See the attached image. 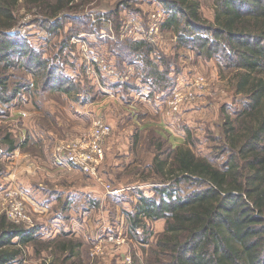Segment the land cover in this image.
Listing matches in <instances>:
<instances>
[{"label":"rangeland","instance_id":"obj_1","mask_svg":"<svg viewBox=\"0 0 264 264\" xmlns=\"http://www.w3.org/2000/svg\"><path fill=\"white\" fill-rule=\"evenodd\" d=\"M199 2L202 15L212 20L214 0ZM162 9L153 0H92L63 11L67 18L51 30V24L39 21L43 17L36 9H19L17 42L47 59L56 80L40 88L44 77L22 68L20 54L6 71L9 87L19 90L10 101L0 102V216L13 221L8 212L21 202L30 220L18 224L31 237L25 246H17L20 255L9 264L153 263L151 252L164 220H147L145 228L133 231L128 214L140 195L158 198L156 189L168 184L152 167L156 144L162 143L161 158L188 145L216 167L226 161L221 144L225 116L234 117L244 101L233 85L238 69L228 67L221 52L208 59L195 43L180 44L179 36L164 28L168 15ZM158 12L161 17H153ZM138 42L143 43L141 51L134 48ZM32 69L41 71L37 65ZM146 72L161 82L155 87L145 83ZM67 84L74 85L70 94L61 91ZM110 112L122 119L104 141L102 181L59 167L63 184L56 180L46 187V180L38 177L21 184L6 180L14 154L7 142L13 141L19 152L38 154L48 137L54 160L58 144L84 135L95 119L109 124ZM110 137L116 144L110 140L111 148ZM198 188L197 182L186 181L178 193ZM9 189L19 192L17 199H4ZM25 193L30 194L27 201L21 198Z\"/></svg>","mask_w":264,"mask_h":264},{"label":"trees","instance_id":"obj_2","mask_svg":"<svg viewBox=\"0 0 264 264\" xmlns=\"http://www.w3.org/2000/svg\"><path fill=\"white\" fill-rule=\"evenodd\" d=\"M91 1L0 0V102L10 101L19 90L9 87L6 76L18 54L22 68L44 77L40 88L56 80L47 59L17 42L19 9H36L43 17L39 21L51 24V30L67 18L63 11ZM153 1L168 15L163 26L179 36L180 44L195 43L208 59L221 52L226 65L238 69L233 85L244 101L234 117L225 116L221 144L227 158L221 167L196 156L188 145L176 146L161 158L162 143L156 144L152 167L168 184L156 189L158 198L139 196L128 214L130 229L145 228L147 220H164L149 264H264V0H214L212 20L202 15L199 0ZM142 44L135 43L134 48L141 51ZM34 65L41 71H34ZM146 73L145 83L155 87L161 82L153 72ZM67 85L61 91L70 94L74 85ZM7 145L9 152L15 149L13 141ZM191 180L199 188L179 194L180 184ZM28 234L0 216V264L19 257L17 246L29 241ZM15 237L20 241L11 242Z\"/></svg>","mask_w":264,"mask_h":264},{"label":"built area","instance_id":"obj_3","mask_svg":"<svg viewBox=\"0 0 264 264\" xmlns=\"http://www.w3.org/2000/svg\"><path fill=\"white\" fill-rule=\"evenodd\" d=\"M163 11V10H162ZM161 17L160 12L154 14L153 17ZM157 30V26H155ZM174 105V103H172ZM110 124L101 119L92 121L87 132L75 139L64 140L55 147L54 163L60 168L73 169L76 168L87 174L91 178L102 181L100 168L104 160V141L111 133ZM108 187V186H107ZM114 194L116 190H110ZM19 192L15 189L5 190L3 197L5 200L17 199ZM21 202H15L8 214L11 216L12 222L19 223L23 220H30L29 216L21 209Z\"/></svg>","mask_w":264,"mask_h":264},{"label":"crops","instance_id":"obj_4","mask_svg":"<svg viewBox=\"0 0 264 264\" xmlns=\"http://www.w3.org/2000/svg\"><path fill=\"white\" fill-rule=\"evenodd\" d=\"M141 98H144V96ZM154 99H155V97H154ZM147 100H148L149 105H150L152 103L151 100L150 99H147ZM113 105H114V103H113ZM114 106H116V105H114ZM145 106H147L146 101H145ZM109 109H112L111 106H109ZM108 119H109L110 126L114 128V127H116L117 124H119V120H121L122 117L120 115L113 117L111 112H110L108 115ZM74 123H75V121H74ZM121 123H122V121H121ZM48 140H49V138L46 137L45 141H43L42 151H41V153H38V154H33L32 152H29V151L19 152V148H16V146H15V149H13L11 151L14 154H13V158L10 162V166H9L10 174L8 177H6L7 178L6 180H8L9 183L16 182V183L21 184V183H24L25 179H29V177H38L39 179H42V181L46 180V182H44L46 187L50 186L47 182H52V181H56V180H58L57 182H59V184H63L64 180L60 179V177H61L60 174H62V173H60L59 170H56L59 166H56V164L54 163V160H53V156H51L49 154V150H48L49 141ZM110 140H112V144L116 145L113 142V137H110L108 142H107V146H109V148H111V143H109ZM109 148H107V149L109 150ZM50 152L52 154L51 150H50ZM129 154H131V153H129ZM24 155H27V156L23 158ZM105 164L108 165L109 162H107V160H105ZM37 168L42 169V170H40V172H36ZM107 170H108V168L106 169V173H107ZM35 172H36V176H34ZM109 175H110V173H109ZM55 187L60 188V185L57 186V184H55ZM50 191L53 192L54 189L50 190ZM26 195H30V194H27V193L22 194L21 198L24 201H27ZM55 201L56 200L51 201L49 203V205L50 206H52L51 204L54 205L55 203H53V202H55ZM50 206H48V208H50ZM30 210H32L34 214L38 211V209H35V208H32V209L30 208ZM57 223H60V218L57 219ZM34 231L35 230H33L32 232H34ZM27 237H29V236L27 235ZM18 241H20V237L13 238L11 242L16 243ZM26 244H23L22 246H25ZM18 246H20V245H18ZM12 262H14V261H12ZM12 262H10V263H12Z\"/></svg>","mask_w":264,"mask_h":264}]
</instances>
